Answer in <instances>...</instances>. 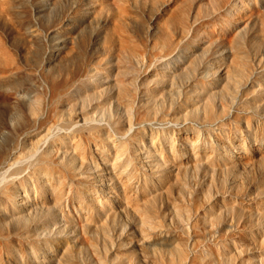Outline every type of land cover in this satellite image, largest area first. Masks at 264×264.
<instances>
[{"label":"rangeland","instance_id":"obj_1","mask_svg":"<svg viewBox=\"0 0 264 264\" xmlns=\"http://www.w3.org/2000/svg\"><path fill=\"white\" fill-rule=\"evenodd\" d=\"M2 167L0 264H264V0H0Z\"/></svg>","mask_w":264,"mask_h":264},{"label":"bare ground","instance_id":"obj_2","mask_svg":"<svg viewBox=\"0 0 264 264\" xmlns=\"http://www.w3.org/2000/svg\"><path fill=\"white\" fill-rule=\"evenodd\" d=\"M11 142L14 143V142H15V138H12V139H11ZM36 152H37V149L34 148V153H36ZM0 170H3V171L0 172V181H2V180H4V175H5V173L9 170V168L4 169V168L2 167V168H0Z\"/></svg>","mask_w":264,"mask_h":264}]
</instances>
